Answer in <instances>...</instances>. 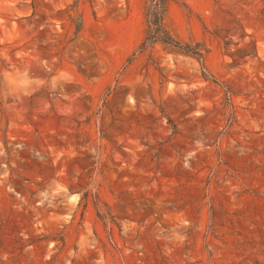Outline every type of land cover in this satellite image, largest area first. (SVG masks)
I'll return each mask as SVG.
<instances>
[{
  "label": "rangeland",
  "instance_id": "rangeland-1",
  "mask_svg": "<svg viewBox=\"0 0 264 264\" xmlns=\"http://www.w3.org/2000/svg\"><path fill=\"white\" fill-rule=\"evenodd\" d=\"M150 1L0 0V264H264V0Z\"/></svg>",
  "mask_w": 264,
  "mask_h": 264
},
{
  "label": "trees",
  "instance_id": "trees-1",
  "mask_svg": "<svg viewBox=\"0 0 264 264\" xmlns=\"http://www.w3.org/2000/svg\"><path fill=\"white\" fill-rule=\"evenodd\" d=\"M168 0H151L148 8L149 39L151 43L164 41L167 37L172 40L164 26V17L167 11ZM169 36V37H168Z\"/></svg>",
  "mask_w": 264,
  "mask_h": 264
}]
</instances>
